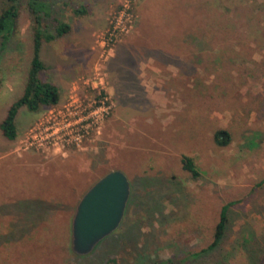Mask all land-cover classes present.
<instances>
[{
  "label": "rangeland",
  "instance_id": "rangeland-1",
  "mask_svg": "<svg viewBox=\"0 0 264 264\" xmlns=\"http://www.w3.org/2000/svg\"><path fill=\"white\" fill-rule=\"evenodd\" d=\"M40 1L47 31L69 25L40 43L39 79L59 95L48 107L71 90L92 96L100 80L111 106L81 148L15 151L46 106L18 108L14 140L0 133V264H264V0ZM32 33L21 0L0 43V120L22 94ZM113 169L129 183L122 218L75 254V205ZM225 203L221 243L195 257Z\"/></svg>",
  "mask_w": 264,
  "mask_h": 264
},
{
  "label": "trees",
  "instance_id": "trees-1",
  "mask_svg": "<svg viewBox=\"0 0 264 264\" xmlns=\"http://www.w3.org/2000/svg\"><path fill=\"white\" fill-rule=\"evenodd\" d=\"M21 0H5V5L0 11V43L4 45L7 38L10 36L15 18L18 15V5ZM25 6L32 18L33 33H32V49L29 67L26 73V79L22 94L13 102L9 104L6 112L0 120V133L7 140H14L16 138V129L14 118L17 110L21 106H25L29 111H36L41 106H54L57 104L59 95L57 88L39 79V72L43 69V63L39 58V49L42 39L50 41L56 37H60L69 30V25L64 22H57L53 27V32L47 31L42 26V12L43 4L40 0H25ZM81 11V10H77ZM213 141L219 145L224 146L229 141L228 133L225 130H216L213 134ZM182 169L189 172L192 178L198 176V171L191 159L187 155L180 157ZM231 203H225L221 206L218 220L215 223L211 242L199 252L193 255L199 256L202 253L212 251L221 243L226 226L227 209Z\"/></svg>",
  "mask_w": 264,
  "mask_h": 264
},
{
  "label": "built area",
  "instance_id": "built-area-1",
  "mask_svg": "<svg viewBox=\"0 0 264 264\" xmlns=\"http://www.w3.org/2000/svg\"><path fill=\"white\" fill-rule=\"evenodd\" d=\"M118 25L117 21L113 29ZM97 77L98 73H95L92 78ZM84 84L88 85V81L84 80ZM101 84V80L98 84H89L95 90L90 97L81 98L71 90L64 103L44 110L18 139L15 151L64 152L70 148H81L92 134L99 131L109 113L110 100Z\"/></svg>",
  "mask_w": 264,
  "mask_h": 264
},
{
  "label": "water",
  "instance_id": "water-1",
  "mask_svg": "<svg viewBox=\"0 0 264 264\" xmlns=\"http://www.w3.org/2000/svg\"><path fill=\"white\" fill-rule=\"evenodd\" d=\"M129 195V183L119 170L97 178L80 196L70 223V246L75 254H87L115 230Z\"/></svg>",
  "mask_w": 264,
  "mask_h": 264
},
{
  "label": "crops",
  "instance_id": "crops-1",
  "mask_svg": "<svg viewBox=\"0 0 264 264\" xmlns=\"http://www.w3.org/2000/svg\"><path fill=\"white\" fill-rule=\"evenodd\" d=\"M46 107H48V106H46Z\"/></svg>",
  "mask_w": 264,
  "mask_h": 264
}]
</instances>
